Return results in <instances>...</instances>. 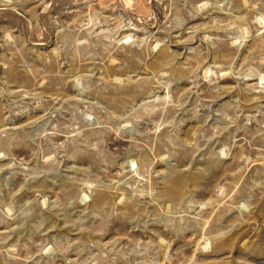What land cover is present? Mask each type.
<instances>
[{"label":"rangeland","instance_id":"rangeland-1","mask_svg":"<svg viewBox=\"0 0 264 264\" xmlns=\"http://www.w3.org/2000/svg\"><path fill=\"white\" fill-rule=\"evenodd\" d=\"M0 264H264V0H0Z\"/></svg>","mask_w":264,"mask_h":264}]
</instances>
